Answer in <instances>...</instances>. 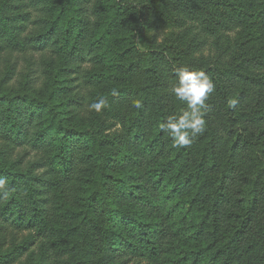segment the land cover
Returning a JSON list of instances; mask_svg holds the SVG:
<instances>
[{
  "label": "trees",
  "instance_id": "16d2710c",
  "mask_svg": "<svg viewBox=\"0 0 264 264\" xmlns=\"http://www.w3.org/2000/svg\"><path fill=\"white\" fill-rule=\"evenodd\" d=\"M0 63V264H264V0H0Z\"/></svg>",
  "mask_w": 264,
  "mask_h": 264
},
{
  "label": "clouds",
  "instance_id": "9594fccd",
  "mask_svg": "<svg viewBox=\"0 0 264 264\" xmlns=\"http://www.w3.org/2000/svg\"><path fill=\"white\" fill-rule=\"evenodd\" d=\"M176 83L171 86V94L179 101L187 105L186 109L179 115H169L160 124V130L172 141L175 148H188L194 140L203 135L207 129L205 119V107L207 101L216 90L214 81L204 72L194 70L188 66L174 68ZM238 100H228V107L236 109ZM107 105L104 98H99L88 107L90 111L101 113ZM133 106L141 108L140 101H135ZM0 190L7 194L5 182L0 180Z\"/></svg>",
  "mask_w": 264,
  "mask_h": 264
},
{
  "label": "rangeland",
  "instance_id": "374dc122",
  "mask_svg": "<svg viewBox=\"0 0 264 264\" xmlns=\"http://www.w3.org/2000/svg\"><path fill=\"white\" fill-rule=\"evenodd\" d=\"M234 37V34H230V38L232 39ZM23 59L22 57L20 56L19 57V62L20 64L22 63ZM1 64V63H0ZM1 66V65H0ZM121 131V127L120 126H117L112 132H120Z\"/></svg>",
  "mask_w": 264,
  "mask_h": 264
}]
</instances>
